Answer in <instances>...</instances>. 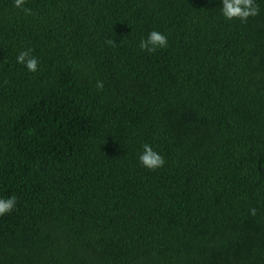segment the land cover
Wrapping results in <instances>:
<instances>
[{
    "label": "trees",
    "instance_id": "16d2710c",
    "mask_svg": "<svg viewBox=\"0 0 264 264\" xmlns=\"http://www.w3.org/2000/svg\"><path fill=\"white\" fill-rule=\"evenodd\" d=\"M255 2L242 23L222 0H0V264H264Z\"/></svg>",
    "mask_w": 264,
    "mask_h": 264
},
{
    "label": "clouds",
    "instance_id": "9594fccd",
    "mask_svg": "<svg viewBox=\"0 0 264 264\" xmlns=\"http://www.w3.org/2000/svg\"><path fill=\"white\" fill-rule=\"evenodd\" d=\"M26 0H14V6L23 10L26 15H31L32 10L25 7ZM222 14L227 20L238 19L242 23H247L249 17H255L260 14V6L255 0H222ZM108 45L116 46V42L111 38L105 41ZM168 47V38L159 31H151L147 38H142L139 42V48L148 53H155L157 49H164ZM32 49L29 48L21 51L17 56V62L25 65L30 72L38 70L39 61L31 55ZM97 88L103 89L102 81H97ZM143 152L139 156L140 163L149 170H156L165 165L164 157L153 149L149 144L143 146ZM17 206L16 197L10 196L8 198H0V216L11 213ZM250 214L255 216L256 209L252 208Z\"/></svg>",
    "mask_w": 264,
    "mask_h": 264
}]
</instances>
